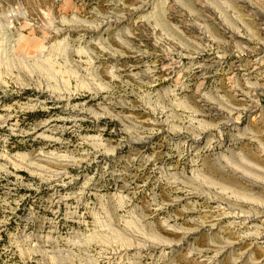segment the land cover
Wrapping results in <instances>:
<instances>
[{"label":"rangeland","instance_id":"1","mask_svg":"<svg viewBox=\"0 0 264 264\" xmlns=\"http://www.w3.org/2000/svg\"><path fill=\"white\" fill-rule=\"evenodd\" d=\"M263 23L264 0H0V264H264L217 209L264 207Z\"/></svg>","mask_w":264,"mask_h":264},{"label":"bare ground","instance_id":"2","mask_svg":"<svg viewBox=\"0 0 264 264\" xmlns=\"http://www.w3.org/2000/svg\"><path fill=\"white\" fill-rule=\"evenodd\" d=\"M262 30H264V23L261 24ZM264 44V43H263ZM256 58H255V66H262L264 65V45H262L260 48L256 50ZM184 68L183 63L181 62V57H178L176 61L170 63L166 70L167 75L170 79H173L174 76ZM42 106L44 108H51L53 106L49 103V101H44L42 103ZM195 114H191L190 117H193L192 119H195ZM71 125L76 127L79 126V124L84 120V117L78 113L77 115L70 116ZM193 121V120H192ZM244 136V135H240ZM259 173L264 175L263 170H258ZM55 194H58V192H55ZM54 194V195H55ZM62 202L60 197H54L51 204L52 207H55L56 205L60 204ZM244 206V202L237 201L233 204H230L228 202H221L217 209L221 211L222 215L225 217L232 218L236 220V222L244 227H247L248 229L252 230L253 233L250 235L251 240H255V244L259 246V248H264V207H259L254 204H250V210L251 211H242V208ZM257 224H255V221H257ZM215 224H211V227H214ZM117 243H110L106 245L100 246L99 256L97 257V264L98 261H102L104 264H119V263H126V264H133L129 259V255L131 252L135 253L136 258L140 257H147L151 259L153 257L152 249L156 250L163 245H160L161 242H158L156 244H144V243H137L132 246V244L128 245H116ZM224 249H218L217 255H220ZM216 257L212 258L215 259Z\"/></svg>","mask_w":264,"mask_h":264}]
</instances>
